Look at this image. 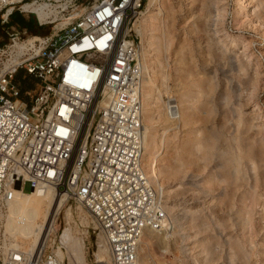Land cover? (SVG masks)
<instances>
[{
	"label": "built area",
	"instance_id": "built-area-1",
	"mask_svg": "<svg viewBox=\"0 0 264 264\" xmlns=\"http://www.w3.org/2000/svg\"><path fill=\"white\" fill-rule=\"evenodd\" d=\"M27 1L43 0H0V23L16 9L25 11ZM143 7L144 0H96L48 33L7 31L0 45V208L26 182L40 192L53 186L95 218L111 264H138L144 231L163 229L169 220L161 188L141 161V63L133 24ZM32 13L39 24L51 21ZM166 110L176 115V103L170 100ZM3 228L0 219V245ZM51 236L32 251H0V264H64Z\"/></svg>",
	"mask_w": 264,
	"mask_h": 264
},
{
	"label": "rangeland",
	"instance_id": "rangeland-1",
	"mask_svg": "<svg viewBox=\"0 0 264 264\" xmlns=\"http://www.w3.org/2000/svg\"><path fill=\"white\" fill-rule=\"evenodd\" d=\"M95 1L96 0H51L49 2L56 6L58 11L56 19L52 20L53 16H51L48 18L51 21L42 25H39L34 13L27 10L21 12L16 9L6 23H0V45L8 41L7 31H17L25 28L27 35L48 33L55 27L63 24L70 16L82 14L89 9L90 5ZM258 1H260V6L257 5L255 0H246L247 5L245 6V11L248 15H245L244 12L236 14L235 0H163L167 10H169V32L173 36L175 48L180 44L183 46L186 44L184 46L185 64H182V66L180 65L181 69H179V72L176 71L177 73L173 70L174 65L171 66V75L173 76L168 80L170 92L168 94H163L162 97L164 101L173 98V93H175L173 88L176 87L175 85H177L176 88L180 86L177 83L178 80H182L181 74L183 76V72L186 71L187 74L190 73L189 77L193 79L198 78V75H201L205 79H203L204 82L202 83V93L198 92V88L196 89L193 87L194 99L198 97L195 99L196 101H194L196 102L195 116L197 112L201 116H196V120L194 119V121L189 124L190 126L188 125L187 128L168 129L165 131L161 128V123H156L159 138L165 140L164 149L159 157L158 166L160 169L165 168L164 170L166 171L167 166L175 165V162L177 165L178 161H175L176 155H174V146L184 138L193 139L194 135L203 138V147L197 150L196 154L197 156H199V154L201 155L200 159L198 158L197 160V164L203 166L204 163V168H206L202 170L199 166L200 170L194 167L195 171H193L192 166L190 168L191 170H187L185 173L186 175L180 178L181 180L176 179L174 176L163 178L164 186L167 190H170V193L162 191L164 199H174L175 197L171 196V194L175 191L178 193L176 196L178 202L185 203L191 210H198L197 215L199 218L196 220L200 221L201 229L198 230L193 228L195 231L191 229L189 233H187L189 239L195 238L189 246H193L194 244L195 247L191 252L184 250L183 248L185 247L181 245L182 243L179 237L181 231L174 233L170 231L169 227H164L159 230L161 233L159 238L154 237L151 239L146 249L147 255L143 257V264H264V0ZM145 3L146 0H144V6ZM154 11H158V6ZM170 11H172V13H170ZM216 14H219V16H216ZM25 22L29 23L25 25ZM214 30L216 31L213 32ZM213 33H215V35ZM216 39H223L225 45L223 44L222 46V43ZM182 40H184V42ZM205 43L206 45H204ZM209 43H211V45ZM212 51L213 53L216 52L214 56L211 55L213 54ZM172 54L174 55L173 51L171 53V58L173 57ZM236 55H238V57ZM220 57L222 60L217 59ZM212 58L213 60H211ZM232 58L236 60L234 61L236 63L235 65L240 63L242 66V69L239 70L240 72H238V70H235L236 73L229 71L227 62ZM172 63L173 61L171 60L170 64ZM19 75L20 73L16 75V78ZM213 75H215L217 80L214 78L215 87L214 90L210 92L208 90V79ZM36 81L37 80L32 79L30 85L36 84ZM232 85H237L239 88L234 92ZM162 91L164 92L165 90ZM207 95H209L210 98ZM220 98L223 99V104L220 102ZM238 104L242 105L239 106ZM208 108H212L213 112L206 113L205 110ZM238 108L241 111V118L244 117L242 119L244 124V126H242L243 132L241 133L243 146L245 147L244 151L245 154L248 152L249 154H253L256 165V169L252 170L249 165L250 162L247 164L244 163L246 164L245 171L248 180L238 181L237 186L239 187L231 182L227 184L225 180L222 179L223 177L220 175L221 169H219L221 168L220 160H222L220 156L221 150L224 146L234 147V140H232L233 124L238 117V115L234 113H237ZM223 111H228L229 113L225 114L226 112H224V115H221ZM205 114H209V116H203ZM228 114L231 117L228 116V118L226 116ZM252 123L253 126H250ZM209 140L211 142H209ZM257 152H259L260 155H258ZM207 155L211 156L204 159V156ZM205 161H207V163ZM217 164L219 166H216ZM192 171L193 173H197L193 178V184L189 182L188 178L190 177L189 175L192 174ZM251 174L255 176L252 177ZM253 179L256 180L254 181ZM241 184H244V187ZM214 186L216 190H213ZM224 186L226 188H223ZM220 187L222 188L220 189ZM227 187H229L231 191ZM24 189V191H29L30 186L28 182L25 183ZM180 193L181 195H179ZM229 195L231 197H226ZM218 196H220V198L223 197L221 199L222 202L219 201V204L216 201L217 199L220 200ZM211 199L213 201H211ZM240 199H242L241 203ZM69 201L71 203H69V206L71 205L72 214L70 219L72 222H70L77 232L82 233V227L77 224V216L79 214L77 209L81 204L72 198H70ZM244 202L245 204H243V206L242 203ZM226 207L229 209L231 207V209L229 210ZM65 213L64 208L56 219L57 230H60L65 222L69 221V216L67 217ZM174 213H177V211ZM237 218H239V220ZM89 219V234L88 236L84 235L87 244V264H111L110 262L96 260L94 252L96 249V234L98 231L92 218ZM172 226L173 225L170 227L172 228ZM79 233L76 235L81 236ZM6 237H8L7 234ZM229 244H232V250ZM1 245H3V240ZM57 245H59V239L56 238V247ZM229 255L232 256L231 261ZM67 261L65 257L63 263L67 264Z\"/></svg>",
	"mask_w": 264,
	"mask_h": 264
},
{
	"label": "bare ground",
	"instance_id": "bare-ground-1",
	"mask_svg": "<svg viewBox=\"0 0 264 264\" xmlns=\"http://www.w3.org/2000/svg\"><path fill=\"white\" fill-rule=\"evenodd\" d=\"M250 1H253V0H250ZM255 1L257 2V5L260 4L259 3L260 1H258V0H255ZM235 2H236V14H241L242 12H244L245 15H248V14H246V11H245V6L247 5L246 0H235ZM157 6H158V11L155 12L154 10ZM23 7L27 11L36 12L37 16L39 17V19L41 21L47 20L51 16H53L52 20L56 19L57 12H58L56 6L52 5V3L49 2L48 0H43L40 2L27 1L23 4ZM170 13H172V11H170ZM216 16H219V14H216ZM168 19H169V10H167V7L165 5V2H163V0H146L145 6L141 9L140 14L138 15L137 19L135 20V22L133 24V28L137 31V33L139 35L138 59H139V62L141 63L140 64V66H141L140 96H141V101H142V124H143V150H142V155H141V161H142V166H143L148 178L152 182V184L155 187L162 188L161 191H163L165 193H170V190H167L166 187L164 186V181H163L164 177L174 176L176 179L181 180L180 178H182V176L186 175L185 173L187 172V170H191L190 168L192 166H193V168H192L193 171H195L194 167L199 168L200 165L197 164V160H198V158L200 159L201 155L199 154V156H197L196 151L200 150V148L203 147V144H204L202 137L200 138V137L193 135V137H194L193 139L184 138V139L180 140L178 143H176V145L174 146L175 151L174 150L173 151L175 152L174 155H176L175 161H178L177 165L175 162V165L167 166L166 171L164 170L165 168L160 169V167L158 166L159 165L158 164L159 157H160V155L164 149L165 140L164 139L162 140L161 138H159V136L157 134L156 123H159V124L161 123V128L166 131L168 129L187 128V126L189 124H191L194 121V119L196 120V116H198L199 114L197 112V114L195 116V109H196L195 103L196 102H194V101H196L195 99H197L198 97L197 98L195 97V99H194L195 95H194L193 87L196 89L198 88L199 89L198 92L202 93V90H201L202 89V83L204 82L203 79H205L201 75H198V73H197V75L199 77L193 79L192 77L191 78L189 77L190 73L187 74L186 71L183 72V76L181 74L182 80L181 81L178 80V83H177L180 86L178 88H176L177 85H175L176 87L173 88V90L175 92V93L172 92L174 94L173 98L172 99L169 98L167 101H164V99L162 97L163 94H165V93L168 94L170 92L168 80L171 79V77L173 76V75H171V66L174 65L173 70L175 72L180 71L179 70V69H181L180 65L182 66V64H185L184 63V60H185L184 46L186 45V44H184V46H183L182 44H180L177 48H175L176 46L174 45V42H173V36L169 32V30H170L169 26L170 25H169ZM215 31L216 30H214L213 32H215ZM203 34H205V33H203ZM213 34L215 35V33H213ZM216 40H218V39H216ZM182 41L184 42V40H182ZM207 41H206V43H207ZM218 41L221 42L222 46H223V44H224L223 39H219ZM219 42H217V43H219ZM206 43L204 45H206ZM209 44L211 45V43H209ZM212 49H213V47H212ZM172 51L174 52V55L172 54L173 57L171 58ZM207 51H209V50H207ZM213 51H212V53H213ZM214 54H216V52L211 54V55L214 56ZM236 56L238 57V55H236ZM234 58H235V55H234ZM188 59H189V57H188ZM217 59L222 60L221 57L217 58ZM217 59H215V60H217ZM232 59L229 62H227L229 71H233L234 73H236L235 70L236 71L238 70V72H240L239 70L242 69V66L240 65V63H238V65H235L236 63L234 61H236V60L235 59L232 60ZM171 60L173 61L172 64H170ZM211 60H213V58ZM209 74H211V73H209ZM214 78H215V75H213L212 77H210L208 79L209 83L207 82L208 83V90L210 92L213 91L214 87H215L214 86ZM229 83H231V82H229ZM232 88L234 89V92H235V90H237L239 88V86H237V85L233 86L232 85ZM205 89H207V88H205ZM162 90H165V91L163 92ZM202 96H204V95H202ZM207 96L209 97V95H207ZM222 97H224V96H222ZM224 98H226V97H224ZM227 99H225V100H227ZM170 100H172L176 103V107H177V114L176 115L169 114L166 110V106ZM222 100L223 99H221V101L220 100L219 101L222 102ZM222 104H223V102H222ZM240 105H242V104H240ZM226 107H228V106H226ZM240 109H241V107H240ZM205 112L211 113V112H213V110H212V108H208L207 110H205ZM224 112H226V111H223V114L221 113V115H224ZM227 113H229V112L227 111L225 114H227ZM234 114L238 115L237 119L235 120V123L233 124L232 140H234V147H233L234 149L229 147V146H224V148L220 152V156L222 158V160H220L221 161V164H220L221 168H219V167L218 168L221 169L220 175L223 177L222 179H224L227 184L231 182L235 186H237L238 181L247 179L246 171H245L246 164L250 162L249 165L251 166L252 170L256 169V165H255L253 154H251V153L249 154V152L245 154V151H244L245 147L243 146L244 144L242 142V136H241V133L243 132L242 126H244L242 119L244 117L241 118V116H240L241 111L239 110V108L237 109V113H234ZM206 115L207 114H205L203 116H206ZM199 116H201V115H199ZM208 116H209V114L207 115V117ZM213 116H215V115H213ZM226 116L231 117L229 114ZM209 123H211V122H209ZM214 123H213V125H214ZM220 123H219V125H220ZM250 126H253V123ZM224 133H226V132H224ZM225 136H226V134H225ZM209 142H211V141L209 140ZM206 143H207V141H206ZM248 143H250V142H248ZM248 145H250V144H248ZM161 147H162V150H161ZM247 147H249V146H247ZM257 153H258V155H260L259 152H257ZM210 156L211 155L204 156V159L209 158ZM260 157H262V156H260ZM260 157H257V158H260ZM173 158H174V156H173ZM258 160H257V162H258ZM261 160H262V158H261ZM205 162L207 163V161H205ZM244 163H246V164H244ZM216 166H219V165L217 164ZM200 168L203 170L204 163H203V166L202 165L200 166ZM200 170H199V172H200ZM193 171H192V174L189 175L190 177H188L189 182H191L192 184L194 183L193 178L197 175V173H193ZM211 175H212V173H211ZM254 176L255 175H252V177H254ZM213 178H215V177H213ZM253 180L255 181L256 179H253ZM218 184H219V182H218ZM241 185H243V187H244V184H241ZM237 187H239V186H237ZM206 188H207V186H206ZM208 188H209V186H208ZM218 188H219V186H218ZM221 188L222 187H220V189ZM223 188H226V187L224 186ZM227 188L229 189V187H227ZM231 188H232V186H231ZM214 189L216 190L215 186H214L213 190ZM236 189H235V192H236ZM238 190H239V188H238ZM208 191H210V190H208ZM232 191H233V188H232ZM230 193H232V192H230ZM177 195H178V193L174 191L171 194V196L175 197L174 199H172L171 197H170L171 199H164V208L169 215L168 225L166 227H169L170 231H172L174 233L181 231L179 233V237H180L181 243H182L181 245L183 247H185V248H183L184 250H188L191 252V250H193L195 245L193 244V246H189V244H192V241L195 238L189 239V236H187V233H189V230H191L193 228L198 229V230L201 229L200 228V221L196 220L197 218H199V216L197 215L198 210H196V209L191 210L185 203L178 202V200L176 199ZM179 195H181V193ZM203 195H204V193H203ZM225 195H226V193H225ZM230 195L226 196V197H231ZM238 197H239V195H238ZM212 198H213V196H212ZM218 198H220V196H218ZM222 198H220V200H218L216 198L217 199L216 201L218 202V204ZM224 199H225V197H224ZM230 199L234 200L233 198H230ZM240 200H241L240 201V203H241L242 199H240ZM211 201H213V200L211 199ZM214 202H215V200H214ZM69 203H70L69 199H66L65 195L60 194V192L55 190V188L53 186H49L43 192L33 190V189L26 192L24 190H20L19 188H16L13 198L8 202V204L5 207L0 208V219L2 220V225L4 227L3 228L4 239H3V245L0 246V251L5 253L8 248L13 247V246H20V247L24 248L25 250L32 251L35 248L38 241L41 240V238L44 235L51 232L52 233V236H51L52 242L54 240L53 250H54L56 256L60 260L64 261V258L66 257L68 260L67 264H87V258H86V245L87 244H86V240H85L84 235L88 236V234H89V230H88V226L90 225V219L89 218H92L94 224L96 225L95 227L97 228V231H98L96 234V249L94 252L96 260L101 261V262L104 261V262H110L111 263V256H110L109 248L105 242L104 236H103L101 230L99 229V226H98L95 218L92 216V214L88 210H86L85 208H83L82 205H80L77 209L78 213H79L77 216V219H78L77 224H79V226L82 227V231H81L82 233L77 232L71 224L72 221L70 219L72 217V214H71V208H70L71 205L69 206ZM243 204H245V202L242 203V205ZM231 206H233V205H231ZM64 208H65V212H66L65 214H67V217L69 216V221L65 222L64 226L60 230H57L56 229V219H57L58 215L61 213V210ZM227 209H229V208H227ZM230 209H231V207H230ZM176 211H177V213H174ZM237 219L239 220V218H237ZM50 221H52V222L49 225ZM171 225H173L172 228L170 227ZM159 230H161V229H159ZM159 230L146 229L144 231L142 237L140 238V241L138 244V249H137V262H138V264H143V257H144V255H147L146 249L149 246L151 239H153L154 237L159 238V235L161 234ZM45 232H46V234H45ZM78 233L81 234V236H77L76 234H78ZM6 234L8 235V237H6ZM48 236L50 238V235H48ZM56 238L59 239V245H57V247H56ZM229 246H230V249L232 250V248H233L232 244H229ZM55 247H56V250H55ZM229 258L231 261L232 256L229 255Z\"/></svg>",
	"mask_w": 264,
	"mask_h": 264
},
{
	"label": "trees",
	"instance_id": "trees-1",
	"mask_svg": "<svg viewBox=\"0 0 264 264\" xmlns=\"http://www.w3.org/2000/svg\"><path fill=\"white\" fill-rule=\"evenodd\" d=\"M29 22H25L24 24L26 25V24H28ZM39 25H42V24H39Z\"/></svg>",
	"mask_w": 264,
	"mask_h": 264
},
{
	"label": "crops",
	"instance_id": "crops-1",
	"mask_svg": "<svg viewBox=\"0 0 264 264\" xmlns=\"http://www.w3.org/2000/svg\"><path fill=\"white\" fill-rule=\"evenodd\" d=\"M14 13V12H13ZM13 13L10 15V17L13 15ZM30 21V20H29Z\"/></svg>",
	"mask_w": 264,
	"mask_h": 264
}]
</instances>
